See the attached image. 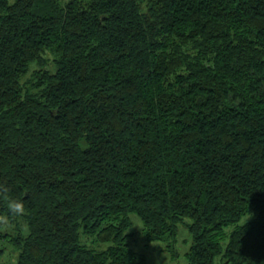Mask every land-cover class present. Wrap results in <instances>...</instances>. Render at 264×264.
I'll return each mask as SVG.
<instances>
[{"label": "trees", "instance_id": "obj_1", "mask_svg": "<svg viewBox=\"0 0 264 264\" xmlns=\"http://www.w3.org/2000/svg\"><path fill=\"white\" fill-rule=\"evenodd\" d=\"M132 215L177 263L264 264V0H0V241L150 264Z\"/></svg>", "mask_w": 264, "mask_h": 264}, {"label": "rangeland", "instance_id": "obj_2", "mask_svg": "<svg viewBox=\"0 0 264 264\" xmlns=\"http://www.w3.org/2000/svg\"><path fill=\"white\" fill-rule=\"evenodd\" d=\"M68 0H59L60 4L63 5ZM45 57L51 58L50 54H46ZM250 216H247L245 219L247 220ZM243 221V220H242ZM1 227L0 232L12 234L14 232V228L11 230V227L8 223L3 220H0ZM142 224L139 219L135 215H132V226L130 228V232L133 234L131 237V245L134 250L142 253L146 256L148 262L150 264H184V256L181 255V258L177 261H172L165 251V244L162 242H151L146 243L141 235ZM24 231L25 228L23 227ZM190 245L189 234L187 233L185 227L182 225L179 226L178 233V243L177 248L180 253L186 252ZM0 264H16L17 252L13 249V247H9L7 243L0 241ZM182 260V261H181Z\"/></svg>", "mask_w": 264, "mask_h": 264}, {"label": "clouds", "instance_id": "obj_3", "mask_svg": "<svg viewBox=\"0 0 264 264\" xmlns=\"http://www.w3.org/2000/svg\"><path fill=\"white\" fill-rule=\"evenodd\" d=\"M12 206H13L16 210H20L21 207H22L19 203H14Z\"/></svg>", "mask_w": 264, "mask_h": 264}]
</instances>
